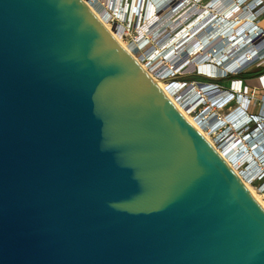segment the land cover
Returning <instances> with one entry per match:
<instances>
[{
    "label": "water",
    "instance_id": "obj_1",
    "mask_svg": "<svg viewBox=\"0 0 264 264\" xmlns=\"http://www.w3.org/2000/svg\"><path fill=\"white\" fill-rule=\"evenodd\" d=\"M0 264H264V207L85 0H0Z\"/></svg>",
    "mask_w": 264,
    "mask_h": 264
},
{
    "label": "bare ground",
    "instance_id": "obj_2",
    "mask_svg": "<svg viewBox=\"0 0 264 264\" xmlns=\"http://www.w3.org/2000/svg\"><path fill=\"white\" fill-rule=\"evenodd\" d=\"M85 1L93 7L97 15L114 34L120 44L123 45L129 52H131L141 62L146 70L149 69L141 60L142 57L145 59L150 58L151 61L154 59L158 61V59H160L156 64L159 65L161 60L164 61L166 55L168 58H170L173 56V54H179L182 55L181 57L188 55L186 58H184V65H189L190 68L195 69V67H200L201 70L210 71L213 74L223 73L224 69L226 68L237 69L242 67L245 60L244 50L248 48L250 44V46H252V51H254V49L258 50L260 47L259 42L256 41L258 37H256L255 40L250 43H248L247 39L244 38V32L248 30V23H252L253 20L252 12H248L249 7L246 3L247 0H220V2L215 3L212 8H207V10L201 9L200 11V8H198L200 4L199 6L195 7L198 3L197 0H152L148 10V17L146 18L147 26L151 23L153 24L152 26L155 25V27H157V25H161V27L158 29L159 31L164 29L166 30V27H168V31L166 30V33L162 36L158 45H155L151 41L150 37H146L143 40L141 39V42H139L137 48L141 51L142 57L136 55L133 52V49L123 41L122 37L120 36L122 31L121 29L119 34L118 30L116 31L109 25L107 19L111 15V12H108L107 14H101L98 8L96 6L94 7V0ZM104 1H106V4H109L112 0ZM190 4L191 6L187 8ZM136 13L137 11L134 12V15H137ZM176 13H178V15ZM123 14H126V8L125 11H123ZM174 14L176 15L173 16ZM180 14L183 15L180 16ZM258 14H260V11ZM131 15L133 16V13ZM196 16H199L198 19H194L195 21L192 20ZM213 18H216V20L212 21L214 22V25L211 26L209 21ZM259 19L260 17L257 18V21ZM146 27L141 28L143 32L145 31ZM172 31L174 33L180 32L175 39L171 37ZM256 31L257 33L260 32V30ZM154 34L156 36V33ZM242 37L243 39L240 40ZM150 42L151 44H149ZM180 46L186 47L179 52L177 51V48ZM163 53H165V56H163ZM159 54L160 56H158ZM252 57L254 59L256 58L255 56ZM208 60L218 61L222 66L219 67L217 65H210L207 62ZM173 69L174 65L170 68V70ZM148 72L155 78L161 88L175 103V105L189 120V122H191L198 130H200L214 145L208 134H206L199 125V123L201 121L203 122L204 119L200 117L196 119L186 111L185 106H192V104H194V102L200 97H198L197 88H193L190 91L183 93L179 89L182 87V83L180 81H176L177 83L172 85L170 82L165 81L168 77L163 76V78H159L155 77L151 71ZM165 73L166 71L163 74ZM202 86H204V84H202ZM187 93L189 94L186 95ZM217 96V92L214 90H209V97L211 99L215 100ZM240 115L241 114L239 113V115L237 114L236 118L235 116H232L230 118L224 119L219 125H224L228 121H235V119L239 118ZM230 150H233V146ZM221 154L224 156V158L226 157L223 152H221ZM233 169L237 171L235 167ZM237 173L239 172L237 171ZM245 183L254 197L264 207V201L261 199V197L255 192L249 183Z\"/></svg>",
    "mask_w": 264,
    "mask_h": 264
},
{
    "label": "built area",
    "instance_id": "obj_3",
    "mask_svg": "<svg viewBox=\"0 0 264 264\" xmlns=\"http://www.w3.org/2000/svg\"><path fill=\"white\" fill-rule=\"evenodd\" d=\"M151 1L152 0H131L130 7L131 9L134 8V11H130V14L133 13V21L130 20V16H126V20L129 19L130 24H132L134 20L136 21L138 19V13L140 16H143L144 5L150 4ZM263 2L264 0H247L246 2L249 7L248 12H252L253 15L252 25H249L248 23V30L244 32V38L247 39L248 43L254 41L256 37L260 36V32L262 31L261 27L255 25V22H257L258 17H264V5H262ZM199 4H201V1L198 2L195 7L199 6ZM190 6L191 4L187 8ZM207 8L208 7L206 6L203 9L207 10ZM136 11L137 15H134V12ZM259 11L260 14H258ZM127 12H129L128 7L126 8L125 15H127ZM121 18L124 20L123 15H121ZM124 23H121L118 26L119 29L116 28V31L118 30L119 34L120 29L122 30L120 34L122 38L127 33ZM256 30H260V32L257 33ZM241 39H243V37L240 38V40ZM263 42L264 41H262V43ZM250 45L244 50L245 60L241 68H226L224 69L223 73L213 74L210 71L201 70L200 67H195V69H193L191 72H187L189 74L204 76L205 78L214 81L216 85H214L215 83L213 82L208 84H212L210 86H214V88L211 90L217 92L218 96L215 100L211 99L209 97V93L207 92L208 89L202 86L203 83L200 82L199 84L201 89H198V95L200 94V97H197L198 99L194 102V106L190 105L185 107L188 114L193 116V113L196 112L198 116L197 118L200 117L204 119V121H201L202 123L200 122L199 125L206 134H208L207 132H212V130H214L215 134L222 137L220 142L212 140L214 143L213 146L220 153L223 152L226 155L225 159L231 165V167H235L237 169L239 172L237 174L243 179L244 182H247L251 185L255 184L257 181H261L260 191L264 194V72L259 74L257 77V85H250L249 83L245 82L244 79L238 78L240 75H243L253 68H260L264 66V43L263 45H260L258 50L254 49V51L251 50L252 46ZM252 56H255L256 58L254 59ZM207 62L213 66H222L218 61L208 60ZM146 66L149 69L148 71H151L154 74V70L151 68L150 64H146ZM162 74L157 72L155 73V77L161 76L160 78H163L164 75ZM178 74L174 73L172 74V77H175ZM166 77L172 78L170 75ZM226 78H230L228 81V86L217 81L219 79ZM213 103L220 108L231 106L234 103H236L238 106L234 109V111L232 110L226 116L221 117V115L214 110V107H212L211 110L206 109L207 106ZM257 107H259V112L255 113L254 109ZM239 113L241 115L239 118L235 119V121H228L224 125H219L224 119L230 118L232 116H235L236 118L237 114L239 115ZM232 140L234 141L233 143H231ZM230 143V149L233 146L234 150H229L231 151V154L224 151V147ZM241 161H243V165H245L243 171L239 170Z\"/></svg>",
    "mask_w": 264,
    "mask_h": 264
},
{
    "label": "rangeland",
    "instance_id": "obj_4",
    "mask_svg": "<svg viewBox=\"0 0 264 264\" xmlns=\"http://www.w3.org/2000/svg\"><path fill=\"white\" fill-rule=\"evenodd\" d=\"M219 2H220V0H205L204 4L208 8H212L215 3H219ZM111 3L106 4V1H104V0H94L93 5H94V7L96 6L98 8V10L100 11L101 14H105V13L107 14L108 12H111V15L107 19L108 20L107 22L115 30H116V28H118V26L121 23H124L126 21L124 23V27L127 30V33H126L125 36H123L122 39H123V41L128 46H130L133 49V52L136 55H138L139 57H142V53H141V51L137 47L139 45V42H141L140 41L141 39L143 40L146 37H148V38L150 37L151 41L155 45H158L160 39L166 33V30L168 31V29H167L168 27H166V30L164 29L162 31H159L158 29L161 27V25H157V27H155V25L152 26L153 24L151 23L150 25L147 26V24H146V18L148 17V10L150 8V4H145L144 7H143V16L141 17L139 15V13H138V16H137L138 19L136 21L134 20V22H132V24H130L129 19L126 20L127 19L126 16H130L129 17L130 20L133 21L132 20L133 16L130 14V11H134V8L131 9V7H130L131 6V0H120V2H119V0H112ZM127 7H128V10H129V12H127V15L122 14L123 11H125V8H127ZM176 14L178 15V13H176ZM176 14H174L173 16H175ZM183 14H180V16H182ZM121 15L124 16V20L121 18ZM198 17L199 16H196L194 19L197 20ZM215 20H216V18H213L212 20L209 21L210 22L209 24L211 26L214 25V22H212V21H215ZM144 27H146V29L144 31L146 33H144L142 31V29H141V28H144ZM154 33H156V36H155ZM179 33L180 32L174 33L172 31V36L171 37L173 39H175L179 35ZM149 44H151V42ZM185 47L186 46H183V47L180 46V47L177 48V51L180 52V50H182ZM164 48H165V46H164ZM155 55H156V53H155ZM158 56H160V54ZM163 56H165V53H163ZM181 56L182 55H179V54H173V56H171L170 58H168L167 55H166L164 61L161 60V62H160L159 65H156V64L159 62L160 59H158V61H156L155 59L153 61H151L150 58L149 59L148 58L145 59L144 57H142V60H143V63L150 64L151 68L154 70V75L157 72H160L162 74V73H164L166 71V73L165 74H162V75H164V76L170 75L172 77V74H174V73H177L178 74L179 73L177 76L172 77V78H168L165 81L170 82L172 85L175 84V83H177L176 81H180L182 83V87L179 88V89L183 93L184 92H188V91H190L193 88H197V90L198 89H201V86L199 84L200 82L204 84V87L206 89H208L207 92L209 93V90H211L212 88H214V86H210L212 84L209 85L208 83H211V82L215 83V82L214 81H211V79L205 78L204 76H198L197 74H189V73H187V72H191L193 70V68H190L189 65L188 66L184 65V62H185V59L184 58H186L188 55H185L184 57H181ZM174 62H176V63H174ZM173 65H174V69L173 70H170V67H172ZM262 71H264L263 68L260 70V72H262ZM259 74L260 73L258 71L257 72L256 71H253L252 73L245 74V75H241L238 78H245L246 76H249V77L250 76H256V75H259ZM160 77L161 76H159V78ZM230 78L219 79L217 81L219 83H221V82L222 83H225L224 81H226V83H225V85H226L227 82L230 80ZM183 82H185V83H183ZM205 82H207V83H205ZM214 85H216V83ZM189 93H187L186 95H188ZM192 105L194 106V104H192ZM237 106L238 105H236V103H234L231 106H227L225 108H220V107L216 106L213 103V104L207 106L206 109L211 110L212 107H214L215 108L214 110L217 113H219L221 115V117H224L230 111H232V110L234 111V109ZM203 109H205V108H203ZM254 111H255V113L259 112V107L255 108ZM193 117H195V118L198 117L196 112L193 113ZM207 133H208V136L210 137L211 140L218 141V142H220L222 140V137L220 135L215 134L214 133V130H212V132H207ZM233 142L234 141L232 140L231 143H233ZM231 143L230 144H227V146L224 147L225 148L224 151L225 152H228L229 154H231V151H229L230 150ZM244 168H245V165H243V161H241L240 162V165H239V170L243 171ZM260 183H261V181H257L255 184H251V187L255 190V192L264 201V194L260 191Z\"/></svg>",
    "mask_w": 264,
    "mask_h": 264
},
{
    "label": "crops",
    "instance_id": "obj_5",
    "mask_svg": "<svg viewBox=\"0 0 264 264\" xmlns=\"http://www.w3.org/2000/svg\"><path fill=\"white\" fill-rule=\"evenodd\" d=\"M262 5H264V2H263V4ZM250 24L252 25V23L250 22ZM249 24V25H250ZM255 25H257L258 27H261V29H262V31L260 32V36H258V39L256 40L257 42H259L260 44H259V46L260 45H263V43H262V41H264V17L262 18H260L256 23H255ZM254 30V29H253ZM263 39V40H262ZM262 68H264V66H262V67H260V68H253V69H251L250 71H248V72H246V73H244L243 75H245V74H249V73H252L253 71H260ZM260 73V72H259ZM259 75H256V76H246L245 78H242V79H244L245 80V82H247V83H249L250 85H257L258 84V79H257V77H258ZM225 83H226V81H224ZM225 83H223V84H225ZM229 82H227V86L229 85L228 84Z\"/></svg>",
    "mask_w": 264,
    "mask_h": 264
},
{
    "label": "flooded vegetation",
    "instance_id": "obj_6",
    "mask_svg": "<svg viewBox=\"0 0 264 264\" xmlns=\"http://www.w3.org/2000/svg\"><path fill=\"white\" fill-rule=\"evenodd\" d=\"M201 1V4H200V6L198 7V8H200L199 9V11L201 10V9H203V8H205L206 6H205V4H204V2H205V0H200ZM199 0H198V2H200ZM194 19V18H193ZM192 19V20H193ZM241 76V75H240Z\"/></svg>",
    "mask_w": 264,
    "mask_h": 264
},
{
    "label": "trees",
    "instance_id": "obj_7",
    "mask_svg": "<svg viewBox=\"0 0 264 264\" xmlns=\"http://www.w3.org/2000/svg\"><path fill=\"white\" fill-rule=\"evenodd\" d=\"M263 69H264V68H263ZM258 72H260V71H258ZM263 72H264V71L260 72V74L263 73Z\"/></svg>",
    "mask_w": 264,
    "mask_h": 264
}]
</instances>
